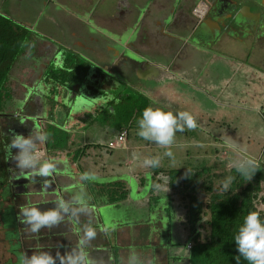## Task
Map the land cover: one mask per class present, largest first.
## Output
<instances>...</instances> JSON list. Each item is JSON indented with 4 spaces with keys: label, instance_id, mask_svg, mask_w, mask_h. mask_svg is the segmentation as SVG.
<instances>
[{
    "label": "flooded vegetation",
    "instance_id": "1",
    "mask_svg": "<svg viewBox=\"0 0 264 264\" xmlns=\"http://www.w3.org/2000/svg\"><path fill=\"white\" fill-rule=\"evenodd\" d=\"M0 15L11 18L30 33L31 53L26 52L18 59H23L24 65L20 66V73L14 71V77L9 76L4 91L21 109L32 87L36 89L37 84L53 78L62 84L65 72L54 70L47 61L56 48L64 50L67 62L69 56L92 59L93 88L112 94L119 86V79L113 75L115 70L129 73L124 82L133 86L130 83L133 72L156 65L161 59L159 54L187 62L195 56L190 47L194 43L207 52L211 43L225 40L250 43L264 40V0H0ZM207 19L213 20L219 29L214 38L198 29V23ZM35 50H41L44 56L36 57ZM18 61L14 69L20 64ZM105 100V105L110 106L111 99ZM28 104L27 111L31 114L35 104ZM17 117L13 114L8 118L13 126L17 123V128L22 129ZM30 126L28 123L27 128ZM4 141L2 136L0 173L5 176L0 178V243L5 242L11 254L8 264H15L16 248L29 255L42 247L50 251L47 243L60 233L65 222L41 229L35 236L24 234L25 225L18 212L26 203L25 198L47 208L52 206L53 196L50 187L41 192L35 177L19 178L15 162L6 159ZM73 227L80 228L75 224ZM70 235L72 241L77 240V232L70 231ZM57 250L63 254L62 247Z\"/></svg>",
    "mask_w": 264,
    "mask_h": 264
},
{
    "label": "crops",
    "instance_id": "2",
    "mask_svg": "<svg viewBox=\"0 0 264 264\" xmlns=\"http://www.w3.org/2000/svg\"><path fill=\"white\" fill-rule=\"evenodd\" d=\"M228 43L247 44L250 42L225 40L224 42H219L217 44L211 43L210 49L207 52L202 51L200 47H198V43H194L193 46H190L195 54L192 60L184 62L172 57L166 58L164 55L159 54L161 59L157 60L158 63L156 65L154 64L155 67L147 66L145 69L143 68L132 74L134 78L140 81L152 82L154 80L155 82L159 81V84L162 83V80L183 79L189 83L192 89L197 92L201 91L202 94L207 96L208 101L205 103H198L195 101L188 102L183 99L184 96H181L178 92L166 89L167 87L162 89L159 87L154 95H148L147 98L145 95L143 96V99L146 101L150 100L148 107H159L165 110L170 109L173 112L177 110L190 112L197 122L195 130L200 131L204 137L202 140H199V142L197 141L196 144L201 146L204 145V147L210 144V139L206 140L205 137L210 138L212 128L217 126V124H221L220 121L218 123L215 119V116H217L216 114L218 113L212 111L211 109L213 108L210 107L212 94L220 96L222 94L226 95L232 93L234 95L237 94L238 96L241 94L240 88L245 90L243 92L244 97L241 96L242 98L238 99L237 102H224V106L227 104V115L223 118L227 120L228 125L232 124L234 129H241L243 131L247 126H251L250 128H252L253 126L249 121L252 119L253 121H256V117H260V119L264 120V114L261 116L259 115L261 108L264 107V94H260V97H258V95L255 101L253 96L249 95L251 94L249 90L258 91L260 86L263 85L264 69L255 68L253 65H249V63L243 60L229 58L226 54H218L214 56L211 52L214 48L219 47L222 49L226 47L229 45ZM255 44L258 47H264V40ZM30 50L31 49L29 48L27 53H31ZM37 51L38 50H35L34 52ZM39 51L37 52L36 57L44 56V53ZM50 60L51 58L47 61L50 62ZM218 62L221 64L220 66L218 65V67H214V65L211 67L212 64ZM19 63L18 67H15L16 70L14 67L11 70L10 77H14L15 72L20 73V66L24 65V61ZM201 63L204 67L197 70L195 65ZM221 66L225 69L221 71L223 74L216 73L217 70L220 71ZM245 71H247V73H245ZM215 75L216 77L221 75V79L225 77L222 80L223 88L215 87L213 83ZM233 79L236 80V84L240 80L238 85H241L242 83L244 84L243 87H239L235 84L236 89L234 90H236V94L232 92L233 89H231V92L227 90L232 87L231 84ZM134 88L135 90H140L136 86ZM113 94L115 93H112L111 97L108 98H111V106L104 104L101 108L87 111L85 116H79V121L75 124V127H72L73 131L70 133H64V140L62 143H58V146L60 147V158L77 164L76 176L81 184L83 182L79 180V177L84 171L97 173L100 178L105 179L106 184H103L104 182L96 181L88 182L86 184L85 190L91 197L89 213L86 216L80 217L79 224L71 218H66L64 221L65 225L60 228V233L57 236L54 234L50 243H47V246L49 247L48 249L54 255L58 246L62 247L65 251L70 248L71 245H74L77 240L72 241L70 231H73V233L77 232L78 235L80 230L79 227H73L72 229L74 224L80 226L91 222L93 226L98 229L103 228V221L105 219L97 212L95 207L98 205L108 207L106 217H111V220L116 211L120 209L125 211V208L129 209L130 207H137V212L139 208H143V211L146 210V213L143 216L144 219H137L133 223H126L120 227H116L114 222H111L110 232L104 233L98 231L97 237L91 241L88 247V249H90L89 253L96 261V264H127L130 250H135L145 264H186L188 253L185 248L186 236L180 223L182 214L179 203L180 200L173 185L171 186L170 177L177 169L162 165L167 157L162 158L159 169L158 167L151 168L143 165L142 161L145 157L156 155L155 150H164L151 142L142 140L136 135V121L143 109L140 108V112L137 110L133 112L129 118H125V123L123 122V125L119 127L116 136L113 138L107 139L104 137L96 138L94 140L90 138V140L87 134H85L86 127L96 120L94 117L95 112L103 113L106 111L110 118L114 117L116 112L115 106H120L119 102L124 96H115ZM3 97L6 99L1 103L0 108V130L2 133L6 131L5 129H14L12 124L13 121L8 117L13 114H20L23 110L17 104L9 100V93L7 94L4 92ZM214 110L219 111L217 109ZM136 112H138V114H136ZM23 114L30 115L27 109L26 111L23 110ZM219 119L221 120L222 118ZM131 131L134 132V135L130 138L129 134ZM188 131L189 129H185L182 132H178L177 135H186L185 133ZM122 132H126L125 142L118 148L109 149L107 144ZM261 133L264 135V131ZM184 142L185 141L181 138L179 141L175 140L173 145L170 146V149L173 150L174 147H179V145L181 146L182 144H185ZM52 144L49 148H52ZM149 148L154 149V151H152L153 153L151 151L145 152V150H143H148ZM133 153L136 154L135 159L133 158ZM75 156L76 161H74ZM166 165H168L167 162ZM198 170H205V167ZM115 183H123L125 185V197L116 202L114 201L115 203H113V195L111 193L106 194L104 191H101V189L105 187L104 185H107L109 188V186ZM74 190H72L70 194ZM157 202L169 203V208H166L168 213L166 216L169 217L166 229L163 228L164 217L161 212L155 216V219L147 218L149 215L152 216V213L160 211H157L156 209L154 210V208L158 207ZM171 207L173 210H171ZM159 208L161 209V207ZM173 215L176 217L174 221H172ZM144 230L146 232L142 234ZM173 239H176V242H173ZM129 248L131 249L129 250Z\"/></svg>",
    "mask_w": 264,
    "mask_h": 264
},
{
    "label": "clouds",
    "instance_id": "3",
    "mask_svg": "<svg viewBox=\"0 0 264 264\" xmlns=\"http://www.w3.org/2000/svg\"><path fill=\"white\" fill-rule=\"evenodd\" d=\"M136 135L144 141L151 142L164 151L161 154L147 156L142 163L145 167L157 168L163 157L173 158L170 146L173 145L175 135L185 128L195 129L197 122L188 111L177 110L173 112L163 108L146 107L142 110L136 121ZM260 131H264L261 129ZM48 140V134L38 128H33L29 135L14 134L4 145L3 151L6 159L15 162V169L20 178L23 177H49L51 178L60 166V161L55 158L42 159L37 151V145ZM227 147L237 151V159L233 161L235 172L242 178L250 179L257 171L258 161L254 156L248 155L243 148H237L235 144L229 143ZM16 149L15 152L12 150ZM133 158L136 154L133 153ZM65 167L67 162H64ZM98 179L92 171H84L79 180L83 182L70 194L67 199L57 197L51 207L41 208L36 202L26 203L19 207L18 216L25 225V235L32 236L40 233L41 229H51L56 225L71 218L79 224L80 217L86 216L90 211L91 197L85 190L88 182ZM234 177L227 176L222 182V189L228 190ZM48 179H44L41 192L49 187ZM110 227L97 228L91 222L80 225L78 239L74 245L65 250L63 254L56 251L53 255L45 248H37L31 255L25 250L14 249L15 264H96L91 257L88 247L98 234V231L108 233ZM233 240L239 257L247 264H264V219L256 213L250 212L243 218ZM237 264H239V259ZM127 264H145L135 250H130Z\"/></svg>",
    "mask_w": 264,
    "mask_h": 264
},
{
    "label": "rangeland",
    "instance_id": "4",
    "mask_svg": "<svg viewBox=\"0 0 264 264\" xmlns=\"http://www.w3.org/2000/svg\"><path fill=\"white\" fill-rule=\"evenodd\" d=\"M228 44L229 45H227L226 47L222 49L219 47L214 48L211 50V52L213 53L214 56L218 54H223V55L226 54L228 55L229 58L243 60L249 63V65L251 66L253 65V67L255 68L264 69V47H258L253 42L247 43V44H242V43H237V44L228 43ZM21 57L22 56L20 55L16 61H18V59ZM69 57L70 58L68 59V62L74 61L76 58L73 56H69ZM76 59L80 61L79 58H76ZM23 61H24L23 59H20L18 62H23ZM201 64L195 65L197 70L198 69L200 70L204 67L203 64L202 65ZM218 65L220 66L221 64L219 62L214 63L211 65V67L212 66L218 67ZM223 70L225 69L224 67L221 66L220 71L217 70L216 73L223 74L221 72ZM245 73H247V71H245ZM224 78L225 77L221 79V75H218L217 77L215 75L213 79V83L215 87L223 88L222 80ZM119 82L117 83L119 86L116 87L117 90H115V94L113 95L124 96L126 103H120V106L118 107L115 106L116 112L114 114V117H111V118L110 116L107 115L106 111H104L103 113L95 112L94 117L96 118V120L86 127L85 134H87L89 139L91 138L94 140L96 138H104V137L107 139H110V138L115 137L118 132L119 127L123 125V122L125 123V118H129L132 111L134 112L140 108L144 109L148 107L149 105L148 103L150 100L148 99L149 101H146L145 99H143V96L145 95V97L147 98L148 95H152V94L154 95L158 91L157 89L159 87L161 89L167 87L166 89L178 92V94H180L181 96H184L183 99L188 102L195 101L198 103L200 102L205 103L208 101L207 96L202 94L201 91L197 92L194 89H192L189 83L183 79L182 80H166V81L162 80V83L159 84V81L155 82L153 80L152 82H143L136 78H132L130 83L133 84V86H128L130 84L124 81L119 80ZM239 83H240V80L236 84V80L233 79L232 84H231L232 87L227 90L231 92V89H233L232 92L236 94L235 92L236 90H234L236 89L235 86L236 85L239 87L244 86L243 83H242L243 85L241 84L242 86L238 85ZM135 86L138 87L140 90H137V89L135 90L134 88ZM224 86H225V83H224ZM217 88L215 89L218 90ZM244 91H245L244 89L240 88L241 94L238 96L237 94L234 95L232 93L226 94V95L222 94L220 96L219 95L216 96L212 94L211 96L212 101L210 102V107L213 108L211 109L212 111H214L215 113H218L216 114L217 116L213 114L212 115L215 116L216 121L218 123L220 121L221 124L220 125L217 124V126L212 128V133H211L210 138L205 137L206 140L210 139V144L206 145L205 147L204 145L201 146L199 144H196L197 141L199 142V140H202L204 137L200 131H197L195 129H189V131L185 133L186 135L178 136L176 133L174 141L175 140L179 141L181 138L183 141H185L184 142L185 144L181 143L182 144L181 146L179 145V147H174L173 150L170 149L173 152L174 158L172 160V158L167 157V159L164 162L162 161L163 162L162 165L177 169L175 172H173L174 175L180 174V172H182L183 170L184 171L191 170V169L198 170L203 167H205V171H207L206 172L207 174L208 173L211 174L214 172L224 173L223 170L227 167V164H229V166L232 165L231 163L232 161H230L229 163L228 159L234 161L235 159H237V156H238V153L236 150L227 147V144L229 143L235 144L237 148L245 149L246 153L248 155L254 156L257 159V161L264 160V135L261 133L262 131H260L262 128H264V120L260 119V117L259 118L256 117V121H253V119L249 121V123L253 127L250 128L251 126H247L246 129L242 131L241 129L239 130L234 129V126L232 124L228 125L227 120L223 118L227 115V112H226L227 104L226 106H224V102L226 101H228V103L237 102L238 99L242 98L241 96L244 97V94H243ZM249 91L251 92V94L249 95L253 96L254 101H255L258 95H259L258 97H260V94H264V83L263 85L260 86L258 91L256 90H249ZM110 95H111V92H110ZM109 97L110 96H108L107 98ZM214 109H217L219 111H216ZM136 114H138V112H136ZM262 114H264V107L261 108L259 115L261 116ZM219 118H222V119L220 120ZM51 130L54 131V129H51ZM55 135H57L58 143H62V141L65 138V134L62 133L61 131L56 130ZM129 135L131 138L134 135V132L131 131ZM248 140L251 142H249ZM143 150H145V152L154 151V149L152 148H149L148 150L146 149H143ZM155 151H156V154H161L164 150H155ZM166 162L168 165H166ZM159 168L160 166L158 167V169ZM95 174L98 177L96 182H104L103 184H106L105 179L100 178V176L97 173ZM104 186L105 187H103L101 191H104L106 194L115 193L114 190L107 188L106 187L107 185H104ZM157 204H158V207L154 208V210L156 209L157 211L158 210L160 211H158L157 213H152V216L149 215L147 216V218L155 219V216H157L159 212H161V214H163V217H164L163 218V223H164L163 228L166 229L167 227L166 224L169 219V217L166 216L168 214L166 208L167 207L169 208V203L168 202H157ZM159 207H161V209ZM136 209L137 207L135 208L130 207L129 209L125 208L124 209L125 211L120 209L115 212V215L113 216L112 220H111V217L104 216V219H105L103 221L104 227L109 226L111 229V222H114V225L116 227H120L122 225H125L126 223H133L137 219L139 220L144 219L143 216L145 215L146 210L143 211V208L141 209L139 208L137 212ZM171 210H173L172 207H171ZM172 218H173L172 221H174L176 217L173 215ZM145 232L146 231L144 230L142 234H144ZM173 242H176V239H173ZM6 245L7 244L3 241L0 243V261L3 264H8V260L11 257V254L8 252ZM130 249L131 248H129V250Z\"/></svg>",
    "mask_w": 264,
    "mask_h": 264
},
{
    "label": "trees",
    "instance_id": "5",
    "mask_svg": "<svg viewBox=\"0 0 264 264\" xmlns=\"http://www.w3.org/2000/svg\"><path fill=\"white\" fill-rule=\"evenodd\" d=\"M31 44L29 31L11 18L0 15V102L17 58L24 55ZM68 63L76 71L80 70L73 61ZM62 76L64 80L68 73ZM119 103H126V100L123 98ZM230 161L232 165L227 164L224 173L207 174L205 170L191 169L170 176L171 186L180 200V223L186 236L185 248L188 253L186 264H237L236 259H239V264H247V261L239 257L233 238L243 218L250 212L264 219V160L258 161L257 171L250 179L240 177L234 170L233 160L228 159ZM1 175L5 176V173H0V178ZM227 176L234 179L225 191L222 182ZM109 189L115 191L112 194L113 203L125 197L123 183L112 184ZM188 244H191L190 249L187 248Z\"/></svg>",
    "mask_w": 264,
    "mask_h": 264
},
{
    "label": "water",
    "instance_id": "6",
    "mask_svg": "<svg viewBox=\"0 0 264 264\" xmlns=\"http://www.w3.org/2000/svg\"><path fill=\"white\" fill-rule=\"evenodd\" d=\"M198 24L199 31L207 36L214 38L219 33V29L215 26L216 23L211 19ZM67 63L64 50L56 48L51 55L50 65L54 70L65 71L68 73V76L63 80L61 85L60 81L53 78L49 79L48 83L37 84L36 89L32 87L29 90L22 109L26 110L29 105L28 103L33 102L35 108L32 113H35L30 115L23 114L22 110L20 114H17V122L22 129L17 128L16 123L13 127L14 129L8 128L7 132L2 133V136L5 138L4 144L14 134L29 135L33 128H38L48 134V140L38 144L37 151L40 153L42 159L55 158L61 163L51 178L39 176L35 178L36 182L40 185L44 183V179H48L49 192L53 196L52 202L57 197L67 199L70 192L77 188L78 185H81L76 176L77 164L60 158V147L58 146L57 135H55L56 130L62 133L72 132V127H75V124L79 121V116H85L87 111L101 108L107 103L105 99H108V96L111 97L107 90H101L100 92L93 88L95 80L93 79L94 61L92 59L82 58L79 61L75 58L73 63L80 68L79 71H76L75 67L69 68ZM113 73L121 81L129 78V73L127 74L126 71L115 70ZM28 123L31 124L29 128H27ZM51 129H54V131ZM51 144L52 148H49ZM74 161H76V156ZM64 162H67L66 167ZM21 178L23 179V177ZM25 178L28 177L26 176ZM95 208L102 218L106 216L108 207L98 205Z\"/></svg>",
    "mask_w": 264,
    "mask_h": 264
},
{
    "label": "built area",
    "instance_id": "7",
    "mask_svg": "<svg viewBox=\"0 0 264 264\" xmlns=\"http://www.w3.org/2000/svg\"><path fill=\"white\" fill-rule=\"evenodd\" d=\"M125 140H126V132H122L114 140L110 141L107 144V147L109 149L118 148L125 142ZM187 247H188V249H190L191 248V244H188Z\"/></svg>",
    "mask_w": 264,
    "mask_h": 264
}]
</instances>
